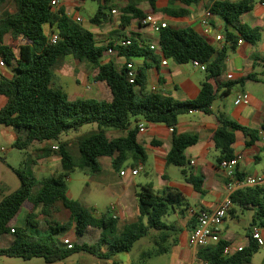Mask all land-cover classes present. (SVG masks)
<instances>
[{"label":"trees","instance_id":"obj_1","mask_svg":"<svg viewBox=\"0 0 264 264\" xmlns=\"http://www.w3.org/2000/svg\"><path fill=\"white\" fill-rule=\"evenodd\" d=\"M6 1L0 0V9ZM52 1L55 0H13L14 10L3 9L0 13V58L13 71L11 77L0 74V95L6 101L0 108V126L11 129L15 136L13 145L17 149L28 150L35 144L49 142L57 149L44 148V155H53L60 160L59 173L42 181L15 171L20 179V188L0 197V238L12 236L9 246L0 248V256L22 260L39 258L46 264L61 263L79 253L111 260L116 254L130 252L137 241L150 236L153 231L156 233L153 237L155 247L144 251L142 257L167 254L171 247L177 245L181 230L166 224L163 219L185 206L183 195L176 189L168 187L157 193L150 184L144 185L136 194L138 214L135 220L119 227L117 217L95 216L78 201L70 199L65 180L76 168L85 174L100 173L101 158H109L111 167L119 172L125 164L131 169L144 165L147 156L137 141L138 120L143 119L172 130V145L165 157L166 165L178 168L186 183L192 185L195 191L203 192V178L188 171L184 156L186 148L195 144L197 138L176 134L174 130L180 116L194 111L209 115L216 98L228 95L234 83H220L221 68L234 49L232 43L238 36L229 32L227 27L249 43L259 40V30L241 21L242 16L252 9L253 0L215 1L209 7V11L225 23V45L221 48L209 45L204 36L192 28L168 26L160 29L158 48L163 58L180 65L196 61L204 66L205 79L200 84L198 95L182 101L149 90L146 79L148 67L134 69L129 62L133 57L152 56L154 49L139 44L134 38L127 39L130 42L127 46L118 45L119 41L97 45L92 32L74 22L62 9H57ZM78 1L98 4L89 22L100 24L108 0ZM150 2L153 7L154 0ZM143 17L145 14L141 11L128 8L123 10L121 20L128 26L132 20L139 22ZM6 35H10L12 41L21 39L26 43L14 50L4 43ZM52 35L57 36L54 44L50 43ZM109 49L125 58V63L116 65L113 61H103ZM66 56L91 65L93 81L100 82L105 88L104 100L70 101L54 84L52 70ZM129 73H132V78ZM251 78L248 76L240 82ZM210 79L218 85L216 91L208 82ZM220 88L223 91L218 95ZM216 119L218 126L211 140L219 152L217 164L234 157L236 132L246 137L248 146L259 139L257 130L240 126L224 115H218ZM88 124H96L97 131L77 140L79 160L75 162L62 136L67 132H78ZM108 131L119 134L112 137L107 134ZM261 132L264 135V120ZM38 185L39 189L34 193L33 189ZM256 193L264 197V189L260 187L236 191L231 196L232 203L243 206L247 201L264 212V201L260 203L254 198L248 199ZM243 196L247 198L242 199ZM59 205L69 213V222L60 223L54 219L53 214ZM21 210L26 211L24 223L23 226H16L12 220ZM69 228L75 235L71 248L55 239V235L66 233ZM90 239L93 241L88 242ZM249 239L240 251L229 255L223 254L228 243L219 240L216 244L198 248L196 259L203 264H248L259 246L253 235Z\"/></svg>","mask_w":264,"mask_h":264},{"label":"crops","instance_id":"obj_2","mask_svg":"<svg viewBox=\"0 0 264 264\" xmlns=\"http://www.w3.org/2000/svg\"><path fill=\"white\" fill-rule=\"evenodd\" d=\"M56 1L58 4V0ZM215 1L235 2L237 0H154L153 7L150 0H108L103 10L100 24L89 22L88 30L93 33L97 45L104 46L109 42L130 39L131 37L125 34L127 27L140 28L142 32L138 35V39L135 40L139 44L148 45L149 47L154 46V53L146 58L144 56L131 58L129 62L133 64V68L148 67L146 79L149 90L159 91L174 100H190L196 98L200 90V84L205 79L198 72L205 73V71L198 67H193L190 63L180 65L170 59L163 58L158 48V33L152 31L150 27L141 26L136 19L126 26L127 24L124 25L121 20V15L123 10L132 8L141 11L145 16L152 15L165 27L192 28L203 35L212 47L221 48L225 45L224 31L226 29L222 18L212 14L209 22L210 30L207 35L203 34L201 27V18L209 11V7ZM84 2L75 1L78 5L84 4ZM260 2L261 0H253L252 9L241 18L244 25L259 30L258 41L254 44L249 43L230 27H227L229 32L238 36L232 43L234 49L228 54L221 68L220 83L222 85L228 82L234 83L228 95L216 98L211 107L212 113L209 115L201 116L205 114L194 111L180 116L174 130L176 134H189L197 138L195 144L186 148L184 156L188 171L194 176L203 178V192L195 191L192 185L186 183L178 168L179 175L175 172L173 173L170 166L166 165L165 157L172 145V130L163 124H151L139 119L138 126L143 125L144 130L138 132L137 141L153 157V171L158 182L134 183L132 180L128 184H124V186L121 185L117 190L116 200L111 205L114 207L111 216L117 217L119 222L129 223L131 220H135L138 214L136 194L144 185L150 184L157 193L168 187L180 192L184 197L185 206L168 216L172 220H166V224H172L175 229L181 230L177 245L174 246L178 247L177 264H203L196 259L197 249L188 247V235L196 225V213L201 210L215 209L219 202L228 195L223 172L216 161L219 152L215 149L211 140L212 133L218 126L216 116L224 115L240 126L258 131L259 139L249 146L246 145V137L241 132H236L233 154L241 156L237 169L240 177L264 174V135L261 132L264 120V5H261ZM75 3L72 5L78 6ZM112 10L115 13H112ZM69 17L72 20L75 17H79L78 11H74ZM216 35H221L223 40L216 41ZM240 40L242 43H239ZM103 61H113L116 65H122L125 63V58L117 56L116 52H114L109 55L106 54ZM61 65L64 66V61H62ZM188 65L194 68L193 71L188 69ZM5 66L3 65V67ZM90 72L91 68L85 74V79L91 77ZM12 75L13 71L9 67L8 72L4 76L11 77ZM228 75H232V78L228 79ZM248 76H252L251 80L240 82ZM208 82L215 91L218 89L214 79H210ZM84 88L85 91L83 93H73L72 95L64 93L70 101L79 99L102 101L105 99V88L100 82L93 81V85L84 82ZM222 91L223 88H220L217 94L220 95ZM238 94H246L248 103L235 105L234 101ZM0 97L3 98L1 95ZM0 129L11 131L9 127L5 126H0ZM52 146L49 142H44L40 145L42 149ZM49 159H51V156H47V160ZM54 160L60 166L59 158L56 157ZM99 160H101L99 162L101 170L103 166L105 168L111 167L109 158H101ZM147 161L148 157L146 158ZM146 162L142 165V170L135 176H138L141 172L148 174ZM121 169L131 168L128 164H125ZM41 172L51 174L50 177L56 175H54V171L49 165L44 167ZM135 176L128 173L126 176L120 177L133 179ZM260 188L264 189V187ZM246 198L243 196L242 199ZM250 198H254L260 203L264 201V197L257 193L256 195L248 196V199ZM21 225L23 226V224ZM16 226L19 225L16 224ZM255 230L259 233L262 244L258 243V250L253 254L251 262L248 264H264V212L259 206L249 204L247 201L243 206L233 205L219 227V237L220 240L228 243L229 254H232L249 243V237L253 235ZM65 235L66 233L57 234L55 239L59 242H62L63 239H68L71 242L69 238H65Z\"/></svg>","mask_w":264,"mask_h":264},{"label":"rangeland","instance_id":"obj_3","mask_svg":"<svg viewBox=\"0 0 264 264\" xmlns=\"http://www.w3.org/2000/svg\"><path fill=\"white\" fill-rule=\"evenodd\" d=\"M76 0H58V4L54 5L57 9H62L67 16L73 14L74 11H78V16L82 19L80 23L84 28H89V18L92 17L97 11L98 4L91 1H85L84 4L78 5ZM75 3L78 6H73ZM3 9L13 11V0H7L0 9V13ZM45 30L47 28L45 27ZM142 30L138 27L129 26L125 29V34L131 38L138 39V35ZM4 43L11 45L14 50L16 46L25 44L23 40L12 41L10 35L4 37ZM109 55V53H107ZM2 59L0 58V61ZM64 61V66H62ZM190 71H193V67L187 66ZM91 65L84 61L78 62L70 56H66L61 59L58 64L53 68L54 84L61 87L62 91L66 94L72 95L73 93H83L85 90L84 82L89 85H93L92 77L85 79V74L89 72ZM9 66H0V74L6 75ZM199 75L204 78V72H198ZM78 79V81H77ZM6 101L0 97V107L5 105ZM206 116V115H201ZM142 120V119H141ZM97 131L96 124L84 125L78 132H67L62 136V140L68 143V147L71 156L75 162L79 160V152L77 147V140L83 136L91 134ZM109 136H117L119 133L115 131H108ZM15 136L11 131L0 129V197L1 195L7 196L20 188V179L15 171L23 172L28 177H34L38 181L49 178L51 174L41 172L46 166H51L54 175L59 173L60 166L57 164L56 157L53 155H44L40 145H33L28 150H20L14 147ZM148 157L146 162V168L148 174L141 172L133 179L126 177H120L119 171L114 170L111 167H102V170L98 174H85L79 168H76L70 173L65 180L67 187V195L70 199L78 201L87 209L91 210L95 216L111 215L112 210L110 206L114 204L116 200L117 190L121 185L128 184L133 180L134 183H144L146 181H152L157 183L158 180L154 174V160L150 152L144 149ZM47 156H51V159L47 160ZM264 159V157H263ZM101 162V160H99ZM152 163V164H151ZM33 169V170H32ZM171 171L179 175L178 169L174 166H170ZM172 173V172H171ZM39 189V185L34 187L35 193ZM57 212L53 214L56 221L60 223L69 222V213L63 209L60 205L56 208ZM26 211L21 210L12 220L14 224L19 226L24 223ZM19 219V220H18ZM172 220L171 217L163 219ZM132 222V220H131ZM124 221L119 222V227H122ZM154 233L151 232L150 236L140 239L134 244L132 250L128 253H120L113 256L111 260H101L90 254L79 253L74 254L67 258L64 264H113L117 262L119 264H177L178 247H171L169 253L152 257L143 258L142 253L155 247ZM65 238H69L72 243L75 241V236L71 228L66 231ZM12 241V236L4 235L0 238V247L9 246ZM93 240H88L92 242ZM105 250L106 248L103 247ZM0 264H46L43 259L34 258L31 260H22L20 258H9L6 256H0ZM58 264V263H57Z\"/></svg>","mask_w":264,"mask_h":264},{"label":"built area","instance_id":"obj_4","mask_svg":"<svg viewBox=\"0 0 264 264\" xmlns=\"http://www.w3.org/2000/svg\"><path fill=\"white\" fill-rule=\"evenodd\" d=\"M242 1V0H237ZM52 5H56L57 1H52ZM261 5H264V0H261ZM112 13H115L114 10H112ZM212 16V13L210 11H207L203 17L201 18V27L203 29V34L207 35L210 30V17ZM74 22L81 23L82 19L80 17H75ZM140 25L143 27H150L152 31L155 33H159L161 28H165V25H162L156 18H154L152 15H146L139 21ZM216 41H222L223 37L221 35L215 36ZM57 41V36L52 35L50 37V43L54 44ZM208 43V42H207ZM239 43H242L240 40ZM130 42L127 39H124L122 41L118 42V45L121 46H127ZM209 44V43H208ZM210 45V44H209ZM151 49H154V46H150ZM107 53L112 54L114 51L112 49H109ZM190 64L193 67H198L201 70H204V66L198 64L196 61H191ZM2 60L0 61V66H3ZM128 68H131V65L127 66ZM130 78H132V73H129ZM232 75H228V79H231ZM130 82L132 83L133 80L130 79ZM247 104L248 103V96L246 94H238L234 104ZM143 125H139V131H143ZM52 149H57L56 146H52ZM241 159L240 155H234L231 159H224L218 163L219 168L222 170L225 181H226V189L228 191V195L224 197L218 204V206L213 210H201L196 213V225L193 228V230L189 233L187 238V245L191 249H198L201 247H206L209 245L216 244L219 240V227L225 217L227 216L228 212L232 209L233 203L231 200L232 194H234L236 191L245 189V188H257V187H264V174L260 176H248V177H240L238 173V165L239 161ZM142 170V166L138 165L136 168L133 169H122L119 172L120 176H126L128 173L132 176L137 175ZM110 210H114V207L111 206ZM115 217V216H114ZM253 237L257 239L259 244H262V239L257 232V230L254 231ZM62 243L67 247L71 248L72 243L68 239H63ZM241 248L238 249L240 251ZM224 255H229V248H225Z\"/></svg>","mask_w":264,"mask_h":264}]
</instances>
